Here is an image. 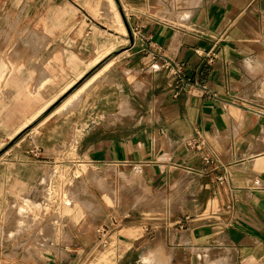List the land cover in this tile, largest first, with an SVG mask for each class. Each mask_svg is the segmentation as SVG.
I'll return each mask as SVG.
<instances>
[{
    "label": "crops",
    "instance_id": "0c3cea01",
    "mask_svg": "<svg viewBox=\"0 0 264 264\" xmlns=\"http://www.w3.org/2000/svg\"><path fill=\"white\" fill-rule=\"evenodd\" d=\"M161 1L113 0L139 29L131 42L110 0H0L3 20L32 33L30 46L0 42L1 260L38 230L39 180L64 151L148 192L114 262L76 234L69 264H264V0H196L170 21ZM107 43L80 106L28 127Z\"/></svg>",
    "mask_w": 264,
    "mask_h": 264
},
{
    "label": "rangeland",
    "instance_id": "374dc122",
    "mask_svg": "<svg viewBox=\"0 0 264 264\" xmlns=\"http://www.w3.org/2000/svg\"><path fill=\"white\" fill-rule=\"evenodd\" d=\"M191 1L193 0H162L161 3L165 5V10H168V14L163 13L162 19L170 21L175 12L179 14L183 11L182 8L195 5L196 0L193 3ZM171 11L174 13L170 14ZM5 34H7L6 41L9 37H13V44L30 46L24 39L32 34L31 31L17 28V22H5L0 14V42ZM10 60L14 62L15 58L12 56ZM0 61H3L1 55ZM5 72L4 68H0V77H3ZM74 157L75 155L62 151L48 166L46 173L39 180V189H37L39 190V228L38 230L29 228L26 238L22 239L23 243L12 244L11 249L4 255L5 260H1L2 257H0V264H69L71 258L66 248L70 246L68 244L72 242L76 234L85 235L91 241H96L98 245L94 251L101 252L107 260L114 262L116 255L119 256L117 240L114 238L128 236V231L123 229L124 225L126 226L135 219L133 215H137L130 210L134 208L138 195H143L142 201L147 200L144 194L148 192L139 181L134 179V173L130 176L121 173V176H118L112 170L105 174L102 170L99 173L101 177L94 171L89 173L92 168L74 161ZM43 191L46 192L43 193ZM27 205L31 206L30 200ZM34 206L29 210L34 212L36 209ZM143 218L147 217L143 216ZM104 226L112 229L108 235L110 243L106 249H102L98 242V229ZM51 229L53 231L50 232ZM116 229L120 234H117ZM47 232L51 234L48 235ZM44 233L46 235L42 236ZM37 236L40 241L38 244L36 243ZM123 244L120 249L122 251L123 248L122 252H125L129 245ZM1 251L2 247H0Z\"/></svg>",
    "mask_w": 264,
    "mask_h": 264
},
{
    "label": "bare ground",
    "instance_id": "6f19581e",
    "mask_svg": "<svg viewBox=\"0 0 264 264\" xmlns=\"http://www.w3.org/2000/svg\"><path fill=\"white\" fill-rule=\"evenodd\" d=\"M112 6L114 7V3H113V0H110ZM115 8V7H114ZM116 10V8H115ZM115 18L117 20V22H120L121 23V33L123 32L124 34L127 33V30L125 28L124 25H122V22H121V19H120V16L116 10L115 12ZM113 41V40H112ZM116 41V40H115ZM111 42V41H110ZM115 48V43H107V45H105L104 47L100 48L96 54L94 55V57L89 60H87L85 62V67L84 69L82 70V72H79V74L77 75V80L80 79L88 70H90L91 68H93L95 65H97L103 58H105V56H107L111 50H113ZM111 63V61H108V63L103 67L106 68L107 66H109ZM101 68V67H100ZM103 69H99L96 73H94L92 76H90L87 80H85L77 89H75L71 94H69L55 109H53L52 111H50L48 114H45L47 109L57 100H51L49 102H47L46 104H44L40 109H39V112L37 113V115L39 114V116H43L42 120L45 118V119H48L49 117L51 116H54V115H63V114H67L69 113L70 111L78 108L82 102V99L84 97V94L88 91V89L91 87V85L94 83L95 80H97L100 76V73ZM76 81V80H75ZM75 81L71 82L64 90L63 92L65 93L67 90H69V88H71L73 85L72 84H75ZM64 93H62L60 96H62ZM263 145H264V141L262 142ZM261 143V144H262ZM257 151V150H256ZM92 170H89V173H92L91 172ZM47 179V177L45 178ZM43 180V179H42ZM45 182V181H44ZM46 189V188H45ZM46 191H43V193H45ZM73 194H75V192H73ZM78 194V193H77ZM76 194V196H77ZM79 195V194H78ZM75 196V195H74ZM18 216L23 219L24 215L23 214H19L18 213ZM17 218V223L20 222V218ZM28 219V217H25V219ZM28 221V220H27ZM26 221V222H27ZM24 222V221H23ZM22 222V223H23ZM16 223V222H15ZM25 223V222H24ZM21 226V225H20ZM49 228V226L47 227V229ZM51 228H53L51 226ZM54 229V228H53ZM12 230V229H11ZM45 230V229H44ZM49 230V229H48ZM53 231L52 229L50 230V232ZM45 232V231H44ZM50 232H47L48 235ZM10 233V232H9ZM51 234V233H50ZM46 233H44V235L42 236H45ZM53 235V234H52ZM42 238V237H41ZM46 238V237H44ZM35 240V239H34ZM37 240V244L40 243L39 241V236H37L36 238ZM48 241H49V238H48ZM43 245V244H42Z\"/></svg>",
    "mask_w": 264,
    "mask_h": 264
},
{
    "label": "built area",
    "instance_id": "2783aa9c",
    "mask_svg": "<svg viewBox=\"0 0 264 264\" xmlns=\"http://www.w3.org/2000/svg\"><path fill=\"white\" fill-rule=\"evenodd\" d=\"M139 33V29H135L133 30V34L136 35ZM164 66L166 68H170L173 72V74L177 77V80H178V83H183L185 81V74L183 72V68L180 64H176L172 61H169V60H165L164 62ZM187 144L189 146H192L191 142H187ZM205 143L204 142H200L199 144V147L198 148H202L204 149L205 148ZM206 160L208 162H212L211 159L209 158L208 155H206ZM141 216H146V217H151L147 214H142ZM98 232H99V246H101L102 249H106L108 246H109V238H108V235L110 232H112V229L111 228H108L107 226H104V228H99L98 229ZM98 245V244H96Z\"/></svg>",
    "mask_w": 264,
    "mask_h": 264
},
{
    "label": "water",
    "instance_id": "95a60500",
    "mask_svg": "<svg viewBox=\"0 0 264 264\" xmlns=\"http://www.w3.org/2000/svg\"><path fill=\"white\" fill-rule=\"evenodd\" d=\"M121 14L123 15L122 10H120ZM127 30H128V35L130 37L131 42L134 41V37L132 34V31L130 30V27L128 23L125 21ZM105 60L100 61L97 65H95L93 68H91L86 74H84L69 90H67L60 98H58L46 111L45 114H48L53 108H55L57 105H59L69 94H71L75 89H77L85 80H87L103 63ZM43 116H39V119H35L32 124H30L28 127H32L35 125L40 119H42Z\"/></svg>",
    "mask_w": 264,
    "mask_h": 264
}]
</instances>
